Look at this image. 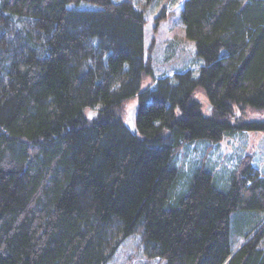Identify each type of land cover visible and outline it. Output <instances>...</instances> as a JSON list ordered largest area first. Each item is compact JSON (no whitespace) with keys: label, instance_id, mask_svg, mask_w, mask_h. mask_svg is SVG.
Returning <instances> with one entry per match:
<instances>
[{"label":"trees","instance_id":"trees-1","mask_svg":"<svg viewBox=\"0 0 264 264\" xmlns=\"http://www.w3.org/2000/svg\"><path fill=\"white\" fill-rule=\"evenodd\" d=\"M181 21L199 75L142 90L155 76L130 0H0V264H108L140 230L167 264H264V223L230 237L234 211L264 209L251 155L228 189L204 157L188 190L178 166L185 146L264 131L245 121L264 112V0H186Z\"/></svg>","mask_w":264,"mask_h":264},{"label":"rangeland","instance_id":"rangeland-1","mask_svg":"<svg viewBox=\"0 0 264 264\" xmlns=\"http://www.w3.org/2000/svg\"><path fill=\"white\" fill-rule=\"evenodd\" d=\"M121 2L124 0H113ZM137 10L145 12V47L146 59L153 67L154 77L144 74L142 90L152 88L161 78H172L188 70L200 73L203 60L197 57L196 43L186 38L181 21V10L186 0H130ZM83 9L96 7L83 4ZM200 60V61H199ZM205 102V101H204ZM137 106L132 101L128 112ZM205 107H210L205 103ZM264 120V112L252 111L245 121ZM207 144V145H206ZM212 148L204 154L205 148ZM185 146L178 156V166L184 171L183 185L189 187L190 180L203 162L213 165L211 172L220 189H228L230 177L237 163L246 155H251L253 165L264 173V131H236L226 136L220 143L209 141ZM193 148L197 152H191ZM208 152V151H207ZM182 171V172H183ZM264 223V209L238 210L230 217V237L234 248L245 242L246 236ZM108 264H167L165 259H151L145 253L143 231H137L120 246Z\"/></svg>","mask_w":264,"mask_h":264},{"label":"water","instance_id":"water-1","mask_svg":"<svg viewBox=\"0 0 264 264\" xmlns=\"http://www.w3.org/2000/svg\"><path fill=\"white\" fill-rule=\"evenodd\" d=\"M136 113H137V107H133L129 112H128V123L133 130V133L137 135V130L135 127V120H136Z\"/></svg>","mask_w":264,"mask_h":264}]
</instances>
